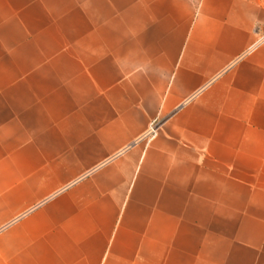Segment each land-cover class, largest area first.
Wrapping results in <instances>:
<instances>
[{
	"label": "crops",
	"instance_id": "obj_1",
	"mask_svg": "<svg viewBox=\"0 0 264 264\" xmlns=\"http://www.w3.org/2000/svg\"><path fill=\"white\" fill-rule=\"evenodd\" d=\"M0 264H264V0H0Z\"/></svg>",
	"mask_w": 264,
	"mask_h": 264
},
{
	"label": "built area",
	"instance_id": "obj_2",
	"mask_svg": "<svg viewBox=\"0 0 264 264\" xmlns=\"http://www.w3.org/2000/svg\"><path fill=\"white\" fill-rule=\"evenodd\" d=\"M152 129H153V127H152Z\"/></svg>",
	"mask_w": 264,
	"mask_h": 264
}]
</instances>
